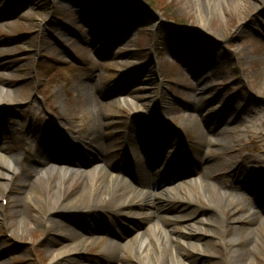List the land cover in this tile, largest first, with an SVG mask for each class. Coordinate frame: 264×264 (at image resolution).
I'll return each instance as SVG.
<instances>
[{"label": "rangeland", "instance_id": "rangeland-1", "mask_svg": "<svg viewBox=\"0 0 264 264\" xmlns=\"http://www.w3.org/2000/svg\"><path fill=\"white\" fill-rule=\"evenodd\" d=\"M193 1L0 0V153L15 167L14 180L26 181L4 186L0 166V264H146L128 243L142 235L143 228L134 232L132 224L142 223L144 209L120 222L106 208L113 202L105 195L98 201L105 207L87 208L85 181L70 189L53 184L44 191L40 183L32 188L43 170H56L57 177V169H67L60 164L70 169L74 156L86 162L84 172L108 161L127 179L143 177L156 191L211 170L209 180L244 197L242 210L251 207L264 218V4L219 0L206 19ZM89 15L92 21L85 19ZM191 82L205 88L200 118L191 103H197ZM96 124L106 132V156L80 158V132L86 135ZM163 126L168 133L161 138ZM222 128L227 131L219 145L214 140ZM44 142L54 145L48 154ZM150 147L161 149L158 158ZM188 156L182 167L181 158ZM175 164L184 176L167 184ZM19 188L32 191L33 201L22 200ZM58 195L69 203L67 211L50 210ZM194 196L196 209L188 216L176 212L177 201L166 214L175 233L209 212L203 198ZM230 215H216L220 227L213 234L204 224L187 237L203 249H183L184 260L229 264L227 241L236 235L237 249H244V232L256 223L231 221ZM252 235L259 243L246 263L264 264V228ZM79 236L88 244L78 254L53 260L54 248L71 246ZM111 243L125 250L118 253L122 260Z\"/></svg>", "mask_w": 264, "mask_h": 264}, {"label": "bare ground", "instance_id": "bare-ground-1", "mask_svg": "<svg viewBox=\"0 0 264 264\" xmlns=\"http://www.w3.org/2000/svg\"><path fill=\"white\" fill-rule=\"evenodd\" d=\"M218 4L219 0H194L192 5L196 12H199L200 15L202 14L201 16L207 19L208 16L219 9ZM262 4H264V0H259L256 7H261ZM244 8H247V6ZM202 86L203 85H199V82H191L188 86V89L193 88L195 90L193 96L197 99V105L195 104L196 100H193L191 103L195 110L196 118H200L206 110H204L203 105L200 106L204 100L203 89L205 88ZM192 119V117H189L187 120ZM226 131V128L220 129L217 132L220 136L216 137L214 142L223 145L225 142L223 134ZM80 134L84 136V144L76 151L77 156L81 158L85 157V154H92L93 160L105 157L108 150V139L103 125L96 124L89 129L86 135H84L83 132H80ZM134 139H136V136ZM49 144V142H46V144L45 142L43 143L44 154H48L53 150L54 145ZM3 148V146H0V150ZM66 151H68L67 146ZM69 153H73V148H71ZM74 157L76 160L72 159V167L70 169H57V177L53 176L56 170H43L41 175L31 184L32 188L35 187V183H40V188L44 191H47L53 184L57 185L60 189H70L75 187V184L85 181V186L90 184L88 196L91 201L89 200L90 202L87 208L96 207L95 209L100 210V207H105V205L100 206L98 204L99 199L105 195L109 202H113L112 205L106 208H110L114 211L120 222L132 219L133 214L137 215V211L144 209L141 211L143 222L139 224V228H143L142 235L139 238L132 237L131 241L128 243L132 245L133 251L137 257L146 264H189L182 257V250L192 248L195 251H201L203 249L202 246L197 242H190L189 239L196 235L194 233L201 231L204 224L207 227H204V229L206 231L208 230L210 234L218 230L220 227V218H216V215L222 210L231 213L229 219L231 221L250 220L256 222L255 225L252 226V231L244 232V237L245 239L247 238L244 249H237L239 237L236 235L231 236L227 241L231 255L230 258H228L229 264H247L246 262L249 260L248 256L250 254V249L255 248L259 243V239L253 238L252 232L255 229L264 228V218L256 215L251 207L242 210L243 207L240 200L244 199V197L237 192V189H221L216 183L209 180L212 173L211 170H206L204 172L205 174L201 173L202 175L193 178L191 181H182V183H179L175 188L165 187L161 191H156L148 189L149 182L143 177H139L137 182L127 180L115 166L109 165L108 162L106 164L107 170H105V167H95L88 172H84L80 170V168L82 164L85 165L84 163L86 162L83 161V163L76 156ZM0 166L4 169V172L1 174L4 179V186H8L13 181L19 184L26 182L21 179L14 180L16 177V169L12 166L9 158L0 155ZM176 175L171 178V180L178 179L180 175ZM207 178L209 181L206 180ZM171 180L168 181L167 184H169ZM175 189L179 190V192L174 193ZM19 190L23 195L22 200L27 202L33 201L32 194H29L32 191H27L22 188H19ZM167 192L172 193V196H168ZM117 195H121V197L117 199ZM194 195H199L203 198L208 204L209 212L206 216H195L192 224L190 223L179 228L177 233H175L171 230L172 227L169 226L171 223L166 218V214L171 211L173 203H175L174 201H177L180 207L176 212H183L186 216L194 212L196 209L194 206L196 202ZM240 196H242V198H240ZM69 207V203H64L62 201V195H58L56 198L52 199L50 210H54V212H64L67 211L66 208ZM120 222L118 221L119 225ZM144 222H150V225L146 227L144 226ZM47 224L49 226H52V224L54 225V220L47 221ZM161 224L165 227L163 228ZM149 230L150 233L148 232ZM81 237L82 236H79V241L72 243L71 246L63 245L54 248L51 251L53 260L78 254L85 244H88V240H83ZM187 237H189V239H187ZM111 249L112 252H114V256L118 257L120 260L123 259L122 256L124 255H121L125 251L123 248L118 249L111 243ZM249 264L253 263L250 262Z\"/></svg>", "mask_w": 264, "mask_h": 264}]
</instances>
